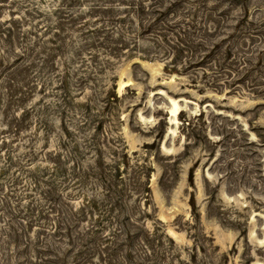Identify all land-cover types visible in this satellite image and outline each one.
<instances>
[{"label":"rangeland","instance_id":"1","mask_svg":"<svg viewBox=\"0 0 264 264\" xmlns=\"http://www.w3.org/2000/svg\"><path fill=\"white\" fill-rule=\"evenodd\" d=\"M262 240L264 0H0V264H264Z\"/></svg>","mask_w":264,"mask_h":264},{"label":"bare ground","instance_id":"2","mask_svg":"<svg viewBox=\"0 0 264 264\" xmlns=\"http://www.w3.org/2000/svg\"><path fill=\"white\" fill-rule=\"evenodd\" d=\"M183 111L180 110V106L177 101L172 100V106L169 109L170 113V120L177 121L178 116L182 113ZM260 246H264V240L259 242Z\"/></svg>","mask_w":264,"mask_h":264}]
</instances>
